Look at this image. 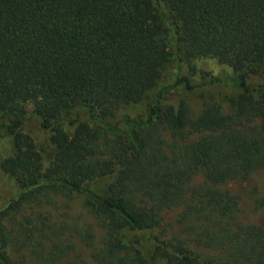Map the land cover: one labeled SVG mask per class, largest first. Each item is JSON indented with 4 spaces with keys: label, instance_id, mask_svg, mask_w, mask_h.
<instances>
[{
    "label": "trees",
    "instance_id": "trees-1",
    "mask_svg": "<svg viewBox=\"0 0 264 264\" xmlns=\"http://www.w3.org/2000/svg\"><path fill=\"white\" fill-rule=\"evenodd\" d=\"M207 58L230 72L203 83L235 92L195 113L175 94ZM0 135L18 188L0 264H264V228L225 187L264 172V0H0Z\"/></svg>",
    "mask_w": 264,
    "mask_h": 264
},
{
    "label": "rangeland",
    "instance_id": "rangeland-1",
    "mask_svg": "<svg viewBox=\"0 0 264 264\" xmlns=\"http://www.w3.org/2000/svg\"><path fill=\"white\" fill-rule=\"evenodd\" d=\"M174 64H170L165 72L161 82H171L172 76L171 71H173ZM208 72V74H221L229 73L230 69L225 65L218 64L212 59H202L198 62V72L191 76V81L197 85L191 91L179 90L175 96H183L190 103L193 112L200 108V103L203 99L210 101H223L225 98L233 94L235 91L229 86H217V85H206L204 84V78L201 77L200 72ZM181 72L186 73L184 66L181 67ZM207 74V75H208ZM206 75V76H207ZM258 83V79L251 77L248 79V84L254 86ZM141 105L137 104L131 107L125 108L129 113H136L141 111ZM194 113V114H195ZM23 129L29 132L37 146L40 149L45 148V134L43 131L39 130L37 127V122L35 120L26 121L23 124ZM10 152V139L8 136L0 135V156H4ZM44 154V150H43ZM111 179L108 177H98L91 181L85 183V187L93 191L99 192L103 189L105 183ZM199 176L196 181H199ZM231 192L239 195L238 201V213L239 218L243 221H248L260 225L264 228V172L256 171L245 181H233L225 184ZM18 192V188L14 181L7 175L0 172V205L5 202L9 197L14 196ZM80 197V196H79ZM77 200H79L77 198ZM76 200V201H77ZM176 210H168L165 213V218L171 220L172 229H177V223L174 222V214ZM124 238L132 240L138 238L140 242L141 251L148 255L151 249V244L145 233L140 232H124Z\"/></svg>",
    "mask_w": 264,
    "mask_h": 264
}]
</instances>
